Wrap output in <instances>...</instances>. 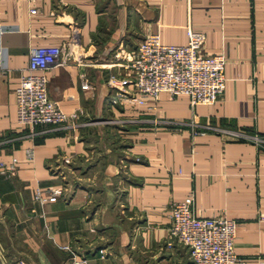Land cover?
Returning a JSON list of instances; mask_svg holds the SVG:
<instances>
[{
	"label": "crops",
	"instance_id": "0c3cea01",
	"mask_svg": "<svg viewBox=\"0 0 264 264\" xmlns=\"http://www.w3.org/2000/svg\"><path fill=\"white\" fill-rule=\"evenodd\" d=\"M188 28L226 59L216 103L193 107L168 92L140 107L112 102L119 48L134 51L149 33L186 44ZM40 46L71 53L47 76L50 97L80 112L76 129L17 123L16 89ZM255 135H264V0H0V162L18 160L0 169V264H73L67 245L89 264H192L187 247L167 244L170 206L190 193L196 215L237 222L246 264H264ZM54 188L68 198H36Z\"/></svg>",
	"mask_w": 264,
	"mask_h": 264
},
{
	"label": "built area",
	"instance_id": "2783aa9c",
	"mask_svg": "<svg viewBox=\"0 0 264 264\" xmlns=\"http://www.w3.org/2000/svg\"><path fill=\"white\" fill-rule=\"evenodd\" d=\"M28 1L33 4L36 0ZM37 12L36 7H30L31 14ZM187 35V43L178 45L163 43L159 33H149L134 51L119 48L111 63L116 70L109 73L107 80L113 92L112 102H130L140 107L148 98L158 99L161 92H168L172 97L188 95L193 107L216 103L226 87V59L223 54L204 51L205 35L202 31L189 28ZM70 55L59 46L31 49L27 72L16 89L19 126L34 131L38 126L59 130L76 129L80 125V112L66 113L59 102L50 97L48 90L47 71L53 66L66 64ZM89 88L90 82L86 78L82 89ZM253 139L264 143V135H255ZM17 162V159L10 164L0 162V169L3 173L13 172ZM68 196L63 188L36 192V198L42 203L66 200ZM193 205V193L181 201L172 202L168 245L180 243L187 247L192 264H246L235 250L237 222L223 215L198 216ZM63 248L72 253L73 264H89L86 257L76 254L69 245Z\"/></svg>",
	"mask_w": 264,
	"mask_h": 264
},
{
	"label": "rangeland",
	"instance_id": "374dc122",
	"mask_svg": "<svg viewBox=\"0 0 264 264\" xmlns=\"http://www.w3.org/2000/svg\"><path fill=\"white\" fill-rule=\"evenodd\" d=\"M189 29V28H188ZM168 244V243H167ZM101 253L105 256L106 255V253H105V251L104 250H101Z\"/></svg>",
	"mask_w": 264,
	"mask_h": 264
}]
</instances>
